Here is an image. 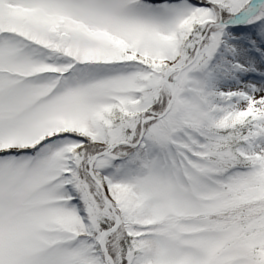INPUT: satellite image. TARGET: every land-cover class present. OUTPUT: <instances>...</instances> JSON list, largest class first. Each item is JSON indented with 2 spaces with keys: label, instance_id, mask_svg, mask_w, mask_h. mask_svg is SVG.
Segmentation results:
<instances>
[{
  "label": "snow or ice",
  "instance_id": "1",
  "mask_svg": "<svg viewBox=\"0 0 264 264\" xmlns=\"http://www.w3.org/2000/svg\"><path fill=\"white\" fill-rule=\"evenodd\" d=\"M0 264H264V0H0Z\"/></svg>",
  "mask_w": 264,
  "mask_h": 264
}]
</instances>
